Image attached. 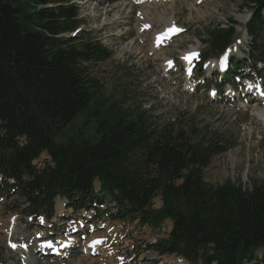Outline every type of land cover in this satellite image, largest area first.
<instances>
[{"label":"trees","instance_id":"16d2710c","mask_svg":"<svg viewBox=\"0 0 264 264\" xmlns=\"http://www.w3.org/2000/svg\"><path fill=\"white\" fill-rule=\"evenodd\" d=\"M243 2L251 12L250 42L245 59L232 60L230 75L247 65L256 74L264 68V0ZM78 16L73 0H0V193L23 199L35 219H50L60 197L74 212L93 209L98 217L136 219L151 229L169 220L167 236L147 246L188 264L264 262V253L257 256L264 248V179L252 187L206 183L211 158L226 151L215 140L154 128L114 104L104 110L95 141H55L99 91L83 63L110 56L90 37L71 35L81 25ZM235 24L210 32L203 59L230 45ZM109 201L114 209H98Z\"/></svg>","mask_w":264,"mask_h":264},{"label":"rangeland","instance_id":"374dc122","mask_svg":"<svg viewBox=\"0 0 264 264\" xmlns=\"http://www.w3.org/2000/svg\"><path fill=\"white\" fill-rule=\"evenodd\" d=\"M157 1L143 0L140 1L142 4H135V10L122 26L100 28L102 21L91 18L93 6L85 3L86 0H73L81 19L78 35L99 42L110 56L104 61L83 63L86 74L93 78L99 91L55 137V141L64 143L71 136L95 141L100 121L107 118L104 110L115 104L130 111L131 117L142 114L154 128L166 126L174 131L182 130L192 140L201 137L206 141L215 140L226 151L211 158L204 170V181L213 186L230 181L252 187L264 179V123L259 121L260 116L256 118L258 123H251L257 111L264 108V98L258 100L263 95L255 90L259 88L264 93V78L263 82L258 80L264 73L257 78L249 77L251 84L245 78L235 80L233 84L243 85L242 89L230 90L225 86L223 95H209L212 86L219 80L223 82L220 78L224 71L216 70L220 68L221 60L227 59L229 67V57L244 58L242 53L247 51L250 37L243 18L246 16L247 21L250 18L249 7L243 0H163L162 7L150 12L155 14L151 28L147 32L139 31V24L144 23L136 21L135 11L146 5L152 7ZM262 14L264 17V10ZM163 19H171L182 33L151 52L154 32L163 27ZM231 21L236 22L231 45L222 55L211 54L206 62L215 63L210 68L214 72L209 75L205 63L200 77L195 65L193 77L187 81L183 53L196 47L200 55L208 54L205 40L210 32L217 28L226 29ZM120 31L125 34H119ZM129 42L134 43L133 51L121 52L122 46ZM137 49L141 53H135ZM164 57L173 60L174 67L167 72L162 68ZM254 90L261 96L256 97ZM45 157L44 154L37 166H41ZM94 184L98 191V182ZM57 201L61 206L60 213L56 211ZM55 202L50 220L41 215L32 222L25 212L27 204L23 199L12 193H0V264H168L166 257H176L158 256L147 246L156 238L167 236L171 228L169 220L160 229H142L126 219L112 221L107 215L90 218L92 212L84 210L74 213L67 207L65 199L57 198ZM160 205L161 199L157 195L152 206L157 208ZM93 237L101 238L103 243L95 246L96 252L83 254L85 243L90 245ZM45 239L71 241L72 251L69 256L61 258L52 257L48 250L38 255L40 241ZM11 243L17 245L15 250L10 248ZM263 253L264 248H261L257 256Z\"/></svg>","mask_w":264,"mask_h":264},{"label":"bare ground","instance_id":"6f19581e","mask_svg":"<svg viewBox=\"0 0 264 264\" xmlns=\"http://www.w3.org/2000/svg\"><path fill=\"white\" fill-rule=\"evenodd\" d=\"M98 2H96V0H86L85 3L89 2V4H91L92 7V19L94 20H99L102 21V26L100 28H105V27H109V26H122L127 22V19L131 16L130 13L133 12L134 6H136L135 4L140 3V1L138 0H97ZM146 0H144L145 2ZM162 2L163 0H158L156 3H154V5L151 7L149 5L146 6H142L140 8L139 11H135L136 13V17H137V22L140 23H144V24H139L138 26V30H145V32H147L150 28L151 25H153V17H154V13H150L152 10L156 11L158 10L160 7H162ZM134 9V10H133ZM133 17V16H132ZM135 17V18H136ZM161 17V16H160ZM248 19V18H247ZM163 23V27L154 32V37H153V42H152V47L150 48L149 51L154 52L155 50H157V47L155 46V39H156V35L159 33H162V31H164V29L166 27H168L169 25L172 24L171 19H163L161 20ZM243 21H246V16L243 18ZM119 34H122V32L120 31ZM125 32L122 34L124 35ZM120 35V36H122ZM137 40L139 39V36L136 38ZM134 43L133 42H129L126 45H123L121 48V52H125V51H133L134 48ZM194 50H196V47L193 48ZM135 53H141L139 52V50H134ZM188 53H193L192 51H186L183 53L182 58L185 61L184 57L188 54ZM173 61V60H172ZM169 62H171V60L169 58L164 57L163 58V62H162V68L163 71L164 70H168L169 69ZM186 64V63H185ZM215 66V63L213 64L212 62H209L207 64V68H212ZM217 66H219V62L217 63ZM167 72V71H166ZM258 95V94H257ZM263 95V94H262ZM259 97L261 95H258ZM258 97V98H259ZM261 114H264V108L262 110L257 111L256 116H255V120H252L251 123H256V118H258ZM264 119V118H262ZM258 123V122H257ZM56 204V202H55ZM56 211L57 213L61 212V206L59 201H57V206H56ZM93 249V250H91ZM84 252L86 253H92V252H96V248L94 247H90L89 243H85L84 246ZM166 262H168V264H183L185 261L181 258H177V257H166L165 258Z\"/></svg>","mask_w":264,"mask_h":264},{"label":"snow or ice","instance_id":"6c2138e0","mask_svg":"<svg viewBox=\"0 0 264 264\" xmlns=\"http://www.w3.org/2000/svg\"><path fill=\"white\" fill-rule=\"evenodd\" d=\"M169 32H176V31H180L179 29H176L175 26H173L171 29L168 30ZM197 53H188L184 59L186 60H191L195 57H197ZM171 63V62H169ZM190 72V70H189ZM42 219V218H41ZM39 235V234H37ZM71 241H68V242H61L59 244V247H65L66 246V243H70ZM100 243H103V240L101 238H96V239H93L92 241H90V247H95L97 244H100ZM12 248H15L17 247L16 244H11L10 245ZM40 247H47V248H50V249H53V250H57L56 246L53 244V241L51 239H45V240H42L40 241Z\"/></svg>","mask_w":264,"mask_h":264}]
</instances>
